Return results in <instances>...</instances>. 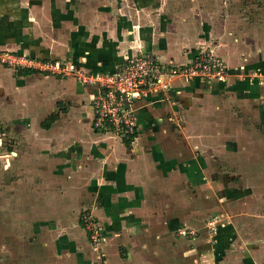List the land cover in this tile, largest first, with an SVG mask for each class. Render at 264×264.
Wrapping results in <instances>:
<instances>
[{
  "label": "crops",
  "instance_id": "crops-1",
  "mask_svg": "<svg viewBox=\"0 0 264 264\" xmlns=\"http://www.w3.org/2000/svg\"><path fill=\"white\" fill-rule=\"evenodd\" d=\"M18 1L0 0V49L16 55L75 59L88 74L111 72L138 53L187 64L210 50L225 58L229 73L225 82L178 80L160 100L139 106L137 136L128 145L93 128L95 87L54 72L18 77V69L0 63L8 105L35 92L32 80L59 90L56 106L34 126L24 150L9 148L20 168V181L10 187L19 213L0 219V264H90L79 218L85 209L104 221L108 264H264V183L246 181L234 190L245 195L237 200L231 183H218L230 177V167L215 174L212 165L236 157L264 164V22L220 19L219 6L206 0L209 7L203 0H92L99 9L89 16L76 3V15L53 22L39 4L45 0ZM69 84L71 91H64ZM43 99L34 102L35 111L42 113ZM13 115L2 113L6 127L26 124L27 118ZM52 115L55 121L44 128ZM224 190L227 205L220 197ZM222 206L232 221L219 231V245L232 253L219 256L199 240L182 253L192 260H178V254L170 263L169 244L184 249L173 234L187 223V211L190 220H202L220 214Z\"/></svg>",
  "mask_w": 264,
  "mask_h": 264
},
{
  "label": "rangeland",
  "instance_id": "rangeland-1",
  "mask_svg": "<svg viewBox=\"0 0 264 264\" xmlns=\"http://www.w3.org/2000/svg\"><path fill=\"white\" fill-rule=\"evenodd\" d=\"M11 4L15 3L17 6L18 5V0H11ZM21 3L23 4L24 0H20ZM29 1H33V0H29ZM61 4L58 5V1L57 0H45L44 3L43 1H39V4L44 5V7L46 9H48L47 11H49V15H52L50 18L53 22L55 21H61L63 18L62 15L63 14H74L76 15V8H77V4L79 3V8H83V10H85V12L87 13L86 15H90L92 14L96 9H99L96 5H93V3L91 4L90 2H92V0H60ZM62 1L64 2H68V6L70 8L74 7L72 11L69 9V7H65L64 4H62ZM207 2H212V6L215 7V5L217 4L219 6V11L221 12V14L219 15L220 19H225L226 21H228L230 15L235 16V18L239 19V18H243L244 22L248 21V24L251 23V21H254L255 18L259 19L260 22H264V0H206ZM205 0H203L204 4H207ZM38 3V2H37ZM85 3V4H84ZM82 4H84L82 6ZM12 6V5H10ZM207 6L209 7V5L207 4ZM206 6V7H207ZM210 9H212L210 7ZM23 10L21 9L18 13L17 16L20 17L22 15ZM3 15H1L0 18V27L2 26V20H3ZM254 18V19H253ZM73 20L75 21V23H77V21L73 18ZM238 24V22H237ZM247 25V24H246ZM209 36V33L206 34ZM215 40H218V37L215 38ZM204 51H208V52H212L210 50H204ZM9 52L8 50H2L0 49V55L5 54ZM203 52V51H201ZM200 52V53H201ZM10 53V52H9ZM150 53H154L155 52H150ZM214 53V52H213ZM157 55V54H156ZM158 56V55H157ZM55 57V56H54ZM159 57V56H158ZM59 58V57H57ZM46 61L52 62L51 59H45ZM62 60V61H61ZM59 61H61L64 66L67 65L69 68H73L72 70L69 69L70 74H63L65 75L67 78H73L74 81H78L82 84H86L85 81L87 82V77L89 76L88 73L86 74L84 72V68L80 66V64L76 63L75 59L72 60L74 62H70L68 59H61ZM84 62V61H83ZM10 69H13V67H9ZM117 69V68H116ZM114 69V70H116ZM14 71L16 69H13ZM113 70V71H114ZM51 72V71H49ZM100 72V71H97ZM35 81V82H34ZM1 84V83H0ZM31 84L33 86H36L37 89H34L35 92L33 91L32 95H30L28 97V99L26 101H21V102H12L10 105H8V101H6L5 97L7 95V92H5L3 89V87L0 85V219L1 220H9L11 219L13 216H15V219L17 218V213H19V209L16 206V201L18 198L17 196H13L12 195V191H10V187L12 188V186H14L15 184H17L20 181V178L18 177V171H19V164L14 161L13 159L15 158V155H13L14 157L10 156L8 154L9 148L10 149H14V151H19L20 149L24 148V145L26 144V141L28 139L31 138V134H32V129L34 128V126L36 128L40 127V122L49 114L52 112V108H54L56 106V98L58 96V87H53L54 85H48V84H44L41 82H38L36 80H32ZM85 86V85H84ZM86 88H90V86H85ZM95 86H93L92 88H94ZM67 88H69V90L71 91V87L70 84L64 86V91L67 90ZM35 93V94H34ZM63 95V94H62ZM61 95V96H62ZM69 94H65V97H63V99L69 98L68 97ZM93 97V95H92ZM43 99V110L42 113L35 111L36 108L34 106V102L36 100ZM16 99V98H14ZM13 100V99H12ZM73 100V99H72ZM76 100V99H75ZM74 101V100H73ZM153 101H146L145 103H143V105H145L146 103H152ZM90 105V103H89ZM142 105V106H143ZM7 106V107H5ZM40 104L37 106V108H41L39 107ZM33 108V109H32ZM4 110L7 111H13L16 113V115H13L14 118H18V114H20L21 116L19 117V121L22 118H27V123H29V128L26 124L25 121L23 122V124L21 122V124H19V126H21L20 128L17 127L15 124H11V129L6 127L5 125H8V121L5 120L4 118L1 117L2 113L4 112ZM22 113H21V112ZM18 113V114H17ZM34 132V131H33ZM107 134L109 137L111 138H115L117 140H122V138H118L116 136H114V134L112 133H104ZM123 141V140H122ZM24 150V149H23ZM261 150V149H259ZM240 155L242 154V152L239 153ZM262 158V157H261ZM254 158H250V162H243L242 160H237V157L235 160H232L231 162L224 164L223 161H219V162H214L212 165L215 168L214 173L216 174V172H221L220 170L224 167H230L229 170L232 172V174L230 175L229 178H223L220 177L219 178V184H223L228 182L230 184V186H232L233 188V193L235 189L240 188L239 186H243L245 184V182L247 181L248 183L252 184H263L264 183V164L260 163V162H256V160H254ZM220 175H222L223 173H219ZM225 190L223 191V193L220 195L221 199H223L225 202V205H227L226 202H228L229 200V192L228 193H224ZM235 198H238L237 200L241 199L243 196V194H236L235 193ZM224 205V206H225ZM202 207V205H201ZM222 210L220 212V214H215L213 216L209 215V216H202V220H200L201 218L196 217L195 219H191L190 218L193 216L192 213L190 215V212L187 211L186 213V217H187V223L186 224H182L180 226V229H178L177 231L174 232V239L175 241L178 242V240L181 242H184V247L182 245L181 251L177 252L175 247H173V245L169 244V249L170 251L166 250V259L169 258V262L173 263V261L178 259V254H180V257L178 260H182L184 261L186 260H192V257L187 256L186 258L183 257V254L185 253V250H190L188 249L189 244H196V242H198L199 240H206L208 242L209 245H211V248H213V250H215L216 254H220L219 256H221L222 254H228V253H232L231 252V247L230 248H221L219 244H221L220 242V235H219V231L221 229L227 228L231 223V213L230 210H228L226 207L222 206ZM91 212V216L92 219L96 222V227L97 230H99V228L102 229V233H103V244L98 248V249H94L93 246L91 245L89 239H88V234L85 231V229L83 228L82 224V230L84 231L86 238L88 239L89 242V247H90V264H97V262H100L101 256L104 254L106 256V264H108V252L110 250V237L108 236V233H106L105 231V226H104V221L101 219V217L99 216V214L96 211H93L91 209H88ZM7 212L10 214L8 215ZM81 216V214H80ZM79 216V218H80ZM200 220V221H199ZM198 221V222H197ZM196 222V223H195ZM82 231V232H83ZM96 236V235H95ZM195 246V245H194ZM222 249H220V248ZM179 250V249H178ZM183 253V254H182ZM217 255V256H218ZM186 256V255H185ZM190 258V259H189ZM194 259V258H193ZM153 261V260H152ZM138 264H142V262L140 260H138L137 262Z\"/></svg>",
  "mask_w": 264,
  "mask_h": 264
},
{
  "label": "built area",
  "instance_id": "built-area-1",
  "mask_svg": "<svg viewBox=\"0 0 264 264\" xmlns=\"http://www.w3.org/2000/svg\"><path fill=\"white\" fill-rule=\"evenodd\" d=\"M0 63L13 69L28 68L67 75L69 69H73L59 60L49 62L11 52L0 55ZM228 70L224 57L203 51L187 64L162 62L154 53H138L125 59L114 71L91 73L85 83L95 86L90 102L93 128L101 133H112L123 141L132 140L138 132V109L143 103L160 100L178 80L188 82L201 78L210 83L225 82ZM80 221L91 245L98 249L103 244V233L101 228L97 230L88 209L81 212ZM97 264H106L104 254Z\"/></svg>",
  "mask_w": 264,
  "mask_h": 264
},
{
  "label": "trees",
  "instance_id": "trees-1",
  "mask_svg": "<svg viewBox=\"0 0 264 264\" xmlns=\"http://www.w3.org/2000/svg\"><path fill=\"white\" fill-rule=\"evenodd\" d=\"M31 72H35V71L31 70V69H18V70H16V76H18V77L26 76V75L30 74ZM55 119H56L55 115H52L49 118H47L46 121L43 124L44 128L50 127V125L52 124V122L55 121ZM125 143L129 145L130 144V140L125 141Z\"/></svg>",
  "mask_w": 264,
  "mask_h": 264
}]
</instances>
